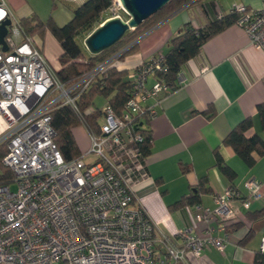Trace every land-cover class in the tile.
Listing matches in <instances>:
<instances>
[{"label":"built area","instance_id":"obj_1","mask_svg":"<svg viewBox=\"0 0 264 264\" xmlns=\"http://www.w3.org/2000/svg\"><path fill=\"white\" fill-rule=\"evenodd\" d=\"M230 12L241 14L236 25L264 51V1L259 9L235 3ZM8 19V50L0 45V144L7 142L3 164L14 178L0 182V264H187L189 253L224 252L229 236L218 233L244 219L241 207L263 197L260 181H245L247 195L226 188L213 207L189 206L204 227L182 226L175 238L156 226L137 195L154 181L135 128L141 122L147 128L145 116L157 114L161 94L170 90L157 76L163 53L129 72L134 93L121 114L106 102L98 131L82 123L91 147L67 161L55 142L52 111L71 105L78 112L81 94L123 51L66 84L7 0H0V23Z\"/></svg>","mask_w":264,"mask_h":264},{"label":"crops","instance_id":"obj_2","mask_svg":"<svg viewBox=\"0 0 264 264\" xmlns=\"http://www.w3.org/2000/svg\"><path fill=\"white\" fill-rule=\"evenodd\" d=\"M263 1L190 2L141 35L136 40L137 49L119 57L115 65L130 72L155 55L165 53L171 38L184 26L204 28L220 13H229L235 3L259 9ZM7 2L21 20L37 16L46 21V16L51 15L58 23L61 20L58 16H67L65 12L57 14L63 9L58 4H81L72 0ZM69 11L72 17L73 10ZM43 40L42 52L50 66L59 69L60 43L49 31L43 34ZM152 102L149 100L148 103ZM261 103H264V51L252 45L244 28L233 24L209 39L200 53L182 66L178 85L161 94L156 105L157 114L148 119L147 128L152 131L153 145L146 160L154 181L140 189L137 195L156 226L169 236L174 237L176 230L185 225H195L197 231H202L204 225L195 222L189 210L191 205H176L192 193V186L203 176L208 178L210 192L201 194L200 201L210 207L215 205V196L232 184L247 195V179L255 178L262 183L263 197L252 200L249 209L241 207L244 213L241 224L218 233L229 236L225 251L208 248L200 257L189 253L187 264H264V252L261 251L264 216L256 218L264 211V155L256 154V164L249 167L232 147L223 144L228 133L247 117L254 121L249 134L258 132L264 136L257 110ZM211 111L215 114L209 117ZM73 133L82 151L75 129ZM216 150L235 170L237 175L233 181L215 165ZM183 166L189 170L184 172ZM237 204L240 205L239 201Z\"/></svg>","mask_w":264,"mask_h":264},{"label":"trees","instance_id":"obj_3","mask_svg":"<svg viewBox=\"0 0 264 264\" xmlns=\"http://www.w3.org/2000/svg\"><path fill=\"white\" fill-rule=\"evenodd\" d=\"M197 0H170L161 10L150 16L143 23L133 30H129L115 45L100 54L93 55L87 48L79 42V38L85 39L92 31L100 26L105 20L104 13L114 4L115 0H86L73 10L71 19L59 25L50 15L46 21L37 16L22 19V23L31 35H42L49 31L57 39L62 47L59 55L60 68L54 69L58 78L66 83L72 84L80 76L95 68L98 64L107 61L120 51L119 57L135 51L138 47L136 40L163 21L169 15L183 7L184 5ZM241 14L229 12L221 18L209 22L204 28H194L189 25L184 26L178 34L169 41V47L163 53V70L157 72L158 78L162 79L170 89L178 85V78L182 66L200 53L202 46L217 33L227 27L236 24ZM147 62V61H146ZM144 63V62H143ZM126 69H119L115 64H110L103 74L91 84V86L81 94L77 100L78 112L71 105L56 107L51 114V123L56 130L55 142L60 149L65 160L72 161L81 156V150L75 139L73 129L75 126L85 123L96 131L99 130L100 121L103 118L102 108L95 105L97 97L102 96L107 99L109 105L117 114H121L126 103L132 98L134 84L129 78ZM95 107L94 111H90ZM258 117L264 129V103L257 107ZM209 117L214 116V111ZM146 123L148 122L145 116ZM143 122L135 128V133L143 137L140 148L145 157L149 155L153 145V134L148 128H142ZM254 121L251 117L243 119L224 138L223 144L232 147L236 154L249 166L256 164V154L264 155V136L258 132L249 134L253 128ZM7 153V142L0 144V182L11 183L13 171L3 164V157ZM216 166L220 168L227 178L233 181L236 178L235 170L228 165L219 150H216ZM184 172L188 167H182ZM208 178L203 176L198 183L192 186V193L185 195L176 206H187L201 203L200 196L210 192L207 186ZM230 187L234 188V184ZM264 211L260 212L256 218L263 217ZM241 221H232L227 228L239 226Z\"/></svg>","mask_w":264,"mask_h":264},{"label":"water","instance_id":"obj_4","mask_svg":"<svg viewBox=\"0 0 264 264\" xmlns=\"http://www.w3.org/2000/svg\"><path fill=\"white\" fill-rule=\"evenodd\" d=\"M130 15L128 20L119 16L106 19L84 40L87 50L97 55L115 45L129 30H133L150 16L161 10L170 0H118ZM10 20L0 23V45L8 50L5 37Z\"/></svg>","mask_w":264,"mask_h":264},{"label":"rangeland","instance_id":"obj_5","mask_svg":"<svg viewBox=\"0 0 264 264\" xmlns=\"http://www.w3.org/2000/svg\"><path fill=\"white\" fill-rule=\"evenodd\" d=\"M115 4L107 11L104 13V17H106V19L110 18V17H114V16H119L121 18H123L124 20H128L130 18V15L127 13V11L123 8V6L121 5V3H119L118 0H115ZM58 7L60 8H63L61 11H57V14H60V13H67V16H58L61 20H59L60 22H55L59 25H63L65 23H67L70 19H71V13L69 11L70 10H74L75 8H77V6L75 5V3H67V4H58ZM58 8H56L57 10ZM68 14L70 16H68ZM46 20L49 18V16H46ZM36 37V40H37V43L40 47H42V42L41 41H44L43 40V36L42 35H35ZM84 40L83 38H79V42L82 44V46L85 48V44H84ZM48 45V43H46V46ZM107 102V99L102 97V96H99L96 98L95 100V105L97 107H100L102 108L105 103ZM75 129V134L77 136V139H78V142L79 144L81 145L82 147V151L81 153L84 154L87 150H89V148L91 147V138L89 136V133L87 131V129L85 128V126L83 124H79L77 126L74 127ZM73 129V130H74ZM13 188H15V186H13Z\"/></svg>","mask_w":264,"mask_h":264}]
</instances>
